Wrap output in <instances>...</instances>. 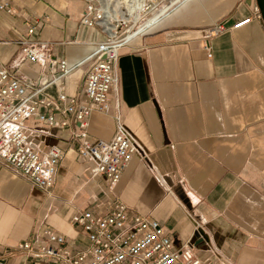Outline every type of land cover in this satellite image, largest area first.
I'll use <instances>...</instances> for the list:
<instances>
[{"label": "crops", "instance_id": "0c3cea01", "mask_svg": "<svg viewBox=\"0 0 264 264\" xmlns=\"http://www.w3.org/2000/svg\"><path fill=\"white\" fill-rule=\"evenodd\" d=\"M4 1L17 17H0V62L23 79L51 78L48 63H31L18 44L34 22L32 38L71 67L104 39L81 23L80 0ZM220 23L226 31L207 38ZM88 68L67 78L69 97L82 98ZM119 79L110 109L84 129L72 116L64 126L60 115L56 126L25 123L33 149L56 146L62 156L52 196L0 164V264H24L13 249L45 228L74 241L77 211L103 215L115 204L157 219L201 264H264V22L256 1L187 0L121 51ZM47 94L56 99L58 90ZM119 124L140 149L113 184L79 155L73 134L110 141Z\"/></svg>", "mask_w": 264, "mask_h": 264}, {"label": "built area", "instance_id": "2783aa9c", "mask_svg": "<svg viewBox=\"0 0 264 264\" xmlns=\"http://www.w3.org/2000/svg\"><path fill=\"white\" fill-rule=\"evenodd\" d=\"M80 1L86 4L81 23L99 29L104 36L84 61L71 67L67 60L48 54V44L32 38L38 27V22H34L29 26L27 39L18 44L31 63H48L51 78L34 83L0 62V164L48 196H52L62 151L56 146L33 149L25 123L35 120L56 126L60 115L63 117L60 124L64 126L67 118L72 116L84 129L93 113L107 112L111 107L110 95L119 91L121 51L187 0H140L139 7L129 19L123 17L126 10L118 11L112 4L127 0H111L109 7L101 0ZM2 14L17 17L15 8L5 1L0 3V17ZM225 31V24L220 23L207 30L206 37ZM205 50L211 58L209 44L205 45ZM84 64H89V68L83 96L81 99L71 98L66 93V80ZM53 86L58 90L56 99L47 94ZM83 129L73 134L79 155L93 160L100 176L113 184L118 183L140 149L135 137L123 124H119L110 141L89 140ZM71 225L80 235L74 241L45 228L37 238L19 243L13 253L23 256L24 264L202 263L189 242L176 246L171 234L157 219L132 215L123 204H115L103 215L79 210L73 215Z\"/></svg>", "mask_w": 264, "mask_h": 264}, {"label": "bare ground", "instance_id": "6f19581e", "mask_svg": "<svg viewBox=\"0 0 264 264\" xmlns=\"http://www.w3.org/2000/svg\"><path fill=\"white\" fill-rule=\"evenodd\" d=\"M101 1L104 2V4H105L106 7L108 6V3L107 2L109 0H101ZM136 2L137 3H135L130 9H126V11H128V13L126 11H124V15H123L124 19H129L131 17L132 12L135 10V8L139 7L141 1L140 0H136ZM132 3H134V2H132V0H131V3L130 4L132 5ZM114 8L116 10H118V11H123L121 9V7H118L117 5H115ZM119 9H121V10H119ZM110 10L112 11V8H110Z\"/></svg>", "mask_w": 264, "mask_h": 264}, {"label": "rangeland", "instance_id": "374dc122", "mask_svg": "<svg viewBox=\"0 0 264 264\" xmlns=\"http://www.w3.org/2000/svg\"><path fill=\"white\" fill-rule=\"evenodd\" d=\"M110 1V2H109ZM107 3H108V7H109V4L111 3V0H109ZM132 5L130 4L131 3V0H127V1H122V2H113V6L117 5L118 7H121L122 10H126V9H130L136 2V0H132ZM112 8V7H110Z\"/></svg>", "mask_w": 264, "mask_h": 264}, {"label": "water", "instance_id": "95a60500", "mask_svg": "<svg viewBox=\"0 0 264 264\" xmlns=\"http://www.w3.org/2000/svg\"><path fill=\"white\" fill-rule=\"evenodd\" d=\"M255 1H256L257 7L259 9V12L261 14V18L264 22V0H255Z\"/></svg>", "mask_w": 264, "mask_h": 264}]
</instances>
